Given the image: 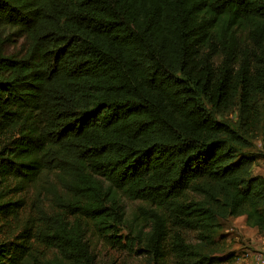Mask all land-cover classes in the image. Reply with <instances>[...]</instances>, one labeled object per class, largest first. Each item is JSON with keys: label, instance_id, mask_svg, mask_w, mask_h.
Segmentation results:
<instances>
[{"label": "trees", "instance_id": "obj_1", "mask_svg": "<svg viewBox=\"0 0 264 264\" xmlns=\"http://www.w3.org/2000/svg\"><path fill=\"white\" fill-rule=\"evenodd\" d=\"M255 132L264 0H0V264H223Z\"/></svg>", "mask_w": 264, "mask_h": 264}, {"label": "rangeland", "instance_id": "obj_2", "mask_svg": "<svg viewBox=\"0 0 264 264\" xmlns=\"http://www.w3.org/2000/svg\"><path fill=\"white\" fill-rule=\"evenodd\" d=\"M13 48H9L12 51ZM234 116L223 115L220 121H233ZM259 132L251 135L253 147L245 151V155L252 159V174L254 177H264V142ZM141 206L139 202L124 200L126 219L131 218L132 212ZM123 234V233H122ZM125 234V232H124ZM194 236H190L192 238ZM217 253L223 259V264H255L252 255L263 253L264 233L248 227L244 218L222 221L220 233L216 236ZM98 257V264H150L146 258L135 256L128 252H116L111 248L97 245L94 250Z\"/></svg>", "mask_w": 264, "mask_h": 264}, {"label": "built area", "instance_id": "obj_3", "mask_svg": "<svg viewBox=\"0 0 264 264\" xmlns=\"http://www.w3.org/2000/svg\"><path fill=\"white\" fill-rule=\"evenodd\" d=\"M253 261L255 264H264V254L263 253H256L252 256Z\"/></svg>", "mask_w": 264, "mask_h": 264}, {"label": "crops", "instance_id": "obj_4", "mask_svg": "<svg viewBox=\"0 0 264 264\" xmlns=\"http://www.w3.org/2000/svg\"><path fill=\"white\" fill-rule=\"evenodd\" d=\"M262 244H264V242ZM262 249L264 250V247H262Z\"/></svg>", "mask_w": 264, "mask_h": 264}]
</instances>
